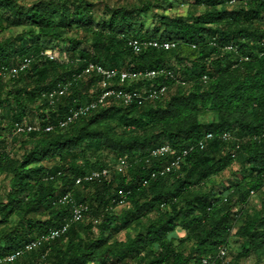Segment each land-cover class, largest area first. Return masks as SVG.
Segmentation results:
<instances>
[{
    "label": "trees",
    "instance_id": "1",
    "mask_svg": "<svg viewBox=\"0 0 264 264\" xmlns=\"http://www.w3.org/2000/svg\"><path fill=\"white\" fill-rule=\"evenodd\" d=\"M212 1L213 9L192 21L160 17L170 36L150 39L179 42L176 49H152L135 55L128 41L149 39L136 34L132 15L126 9L115 10L105 23H96L89 0H43L32 6L19 0H0V33H6L0 39V67L15 68L24 59H32L28 68L14 78L0 79V109L18 112L12 120L6 115L0 121V173L11 174L14 182L6 202L0 203V224L6 226L12 217L18 220L14 226L0 229V257L64 224L72 207L59 200L70 194L75 201L89 206L87 217L100 221L98 235L92 232V223L83 226L86 217L61 238L10 264H202V259L215 255L219 247L228 248V239L238 222L235 234L243 244L240 258L253 254L264 261V200L254 216L245 207L235 213L232 206L235 198L245 206L251 192L264 190V2L247 0L246 5L231 6L228 0ZM227 5L235 9L228 10ZM77 28L91 33L90 43L86 37L66 36ZM213 38L216 46L210 44ZM50 40L69 47L68 61L43 56L50 50ZM230 43L238 45L240 55H249L250 60H240L239 55L225 51ZM192 45L196 49L192 50ZM186 49L198 53V59L182 70L185 81L196 87L195 91L171 97L162 106L178 83L159 79L156 85L169 88L162 100L124 106L109 99L66 129L16 133L13 137L14 126L25 119L26 107L36 101L41 104V126L45 127L57 125L72 108L95 100L101 94L100 79L95 75L75 78L88 65L121 71L166 69L173 71L180 82V73L166 65L163 57ZM123 60H129L130 65L120 69ZM82 79L88 82L83 85ZM65 84H69L68 91L55 105L43 98V94ZM144 86L145 82L139 81L128 88L140 90ZM91 88L96 91L87 96ZM207 111L214 112L217 119L201 121V114ZM117 121L123 133L118 132ZM6 133L15 139L27 137L21 160L14 161L2 150ZM223 133H230L234 140H222ZM207 134H213V140L207 141L203 150L192 151L176 173L143 186L151 172L172 158L146 163L141 157L164 144L176 151L187 149ZM93 151L112 155L116 161H137L117 177V184L110 170V176L102 182L77 186L76 179L109 168L104 159H93ZM234 161L248 168L250 174L229 195L193 193L194 188L225 171ZM46 163L53 165L48 167ZM178 173L183 174L181 178L169 183ZM78 188L86 192L81 194ZM120 191L129 194L118 213L114 201L119 199ZM153 213L155 219L144 225L141 217ZM133 220L135 235L126 233L120 241H111L112 237L105 235L129 227ZM178 227L186 233L180 243L191 244L187 255L176 245L174 233Z\"/></svg>",
    "mask_w": 264,
    "mask_h": 264
},
{
    "label": "rangeland",
    "instance_id": "2",
    "mask_svg": "<svg viewBox=\"0 0 264 264\" xmlns=\"http://www.w3.org/2000/svg\"><path fill=\"white\" fill-rule=\"evenodd\" d=\"M20 3L26 6H32L40 1L43 0H19ZM93 4V11H94V19L96 23H105L109 21L113 12L118 9H126L128 10L135 23V32L141 33V35L147 39L150 38H166L170 36L169 32L166 31L165 27L161 25L160 17L167 16L169 18H178L181 17L186 21H192L197 16L210 11L213 9L212 0H203L204 2L199 3L198 0H89ZM205 1H207L205 3ZM212 1V2H211ZM228 6V5H227ZM228 10L235 9V7L228 6ZM219 9V6H217ZM94 29V27H93ZM15 32H18L15 31ZM129 33V32H128ZM6 34V33H5ZM0 33V39L3 35ZM133 34V33H129ZM67 37H76L81 36L86 37L87 43L91 42V33L85 34L82 29H72L70 32L66 33ZM48 47L52 51L56 57L57 61H68L71 56L69 52V47L65 46L64 44L56 41L50 40L48 43ZM193 50V49H192ZM192 50L186 49L183 52L174 51L169 54H166L163 57L166 65L173 67L180 73L181 80L178 84L172 87L170 94L164 102H162V106H164L165 102L168 101L171 97L182 95L184 93H188L191 91H195L196 87L188 84L182 73V70L185 66H190L196 59H198V53H192ZM129 60L120 61L121 68L125 69L128 65H130ZM83 85L88 82V80H84ZM96 90L90 89L88 91L87 96H91L94 94ZM58 110V109H57ZM56 110V112H57ZM17 111L6 112L5 110L0 109V121H4L5 116L8 115V119L12 120L11 118L13 115H17ZM25 119L22 123H18L20 125H33L39 127L42 124V115H41V104L39 101H36L34 104L28 105L25 109ZM217 115L212 111H207L206 113L201 114V121L208 122L212 120H216ZM120 122H116V128L119 133H123V128L120 125ZM16 125L12 130L13 137L17 136V132L15 131ZM2 132L0 131V134ZM11 133H6L5 135V146L3 151H7L10 157L16 161L21 160L23 155L25 154V149L23 147V143L27 141V137L22 138L18 136L16 139L10 136ZM21 137V138H20ZM1 141V139H0ZM167 141V140H164ZM93 159L102 158L106 161L108 169L111 170L112 178H114L115 183L120 181L117 177L122 176L125 171L124 169L120 168L118 160H114L112 155H108L107 153H100L98 151H93ZM107 156V157H106ZM48 167H52V163H46ZM250 174L248 168H242L240 163L237 161L232 162V164L223 172L218 175L211 177L209 180L201 184L199 187L193 189V193L196 195H210L216 197L218 195L226 196L229 195L234 190V187L244 178ZM181 175L178 173L174 178L170 180L169 183H172L176 180L177 177L181 178ZM118 180V181H117ZM13 176L9 173H0V203L6 202V197L8 192L10 191L13 185ZM81 194L84 191L82 188L77 189ZM264 200V190L259 191L254 196H250L245 206H242L241 203L235 198L233 201V211L236 213L245 207L246 211L254 216L257 215L261 206L262 201ZM123 208L118 207L117 212ZM156 214H149L148 216L141 217V222L144 225L149 224L151 221L155 219ZM18 220L16 217H12L8 224H0V229H4V227H11L17 224ZM92 223V232L95 235H98L99 224L100 221L97 219H92L91 217H87L83 223L84 227L89 226ZM122 222H119L118 225H121ZM136 225V221L133 220L131 225L127 228H119L120 230L117 231H107L106 236H111V241L114 240H124L126 233H130L131 235H135L134 227ZM240 223L235 224V228L232 231V234L229 237L228 243V257L227 263L230 264H264V261H258L257 257L253 254L240 258V253L242 251L243 244L236 236L237 228L239 227ZM73 226V225H72ZM76 227V226H75ZM117 232V233H116ZM174 237L176 239V245L179 247V250L182 251L184 254H188L191 251V244L190 243H180L182 239L186 238V233L178 227L177 232L174 233Z\"/></svg>",
    "mask_w": 264,
    "mask_h": 264
},
{
    "label": "built area",
    "instance_id": "3",
    "mask_svg": "<svg viewBox=\"0 0 264 264\" xmlns=\"http://www.w3.org/2000/svg\"><path fill=\"white\" fill-rule=\"evenodd\" d=\"M264 2V0H262ZM228 4L233 5H246L247 0H228ZM212 46H216V39L213 38L210 43ZM179 42L176 41H160L156 39L149 40H139V39H130L128 41V46L135 55L142 54L148 50H159V51H171L178 47ZM192 49H196V45L191 46ZM224 50L240 56V60L249 61V55H240V50L238 45L235 43L227 44L224 47ZM43 56L49 60H57L56 55L52 51H46L43 53ZM32 63V59L26 58L24 61L15 68L0 67V79L8 80L14 78L19 72L24 71ZM86 75H95L100 79L101 94L96 97L95 100L87 102L81 105H78L72 108L67 116L58 122L57 125L49 124L45 127L41 125L39 127L33 125H17L16 132L20 134L31 133V132H45L51 133L56 129L63 130L68 126L73 124L78 119L88 115L92 111L96 110L100 105H103L107 100H113L124 106L138 105L141 106L147 102L162 100L169 88L166 85L158 84L154 82L159 79H169L172 81H177V76L173 71L160 69V70H145V71H121L119 69H107L98 64L88 65L83 72L75 78H81ZM208 80L207 76L203 77V81ZM143 81L145 86L140 89H129V86H132L133 83ZM151 82V84H149ZM69 84L61 85L56 89H53L45 94L43 98L47 99L50 105H55L61 97H63L68 91ZM213 134H207L205 139L200 141L197 144L191 145L187 149L176 151L170 145L164 144L154 149L150 150L147 155L141 157L140 159L149 163L151 160H160L162 158L171 157L172 160L164 166H161L157 170L150 173L148 179L143 181V186H146L149 181L155 180L157 178L166 177L172 173H176L183 163L184 159L188 155L196 150H203L206 146L207 141L213 140ZM221 139L224 141H232L234 138L230 133H223ZM239 148V145L236 147ZM235 157V154L232 155ZM134 161H129L127 159H119L118 163L120 168L126 170L128 169ZM110 176V170L105 168L103 170L94 171L84 177L76 179L75 185L80 186L83 183L91 182H102ZM129 192L120 191V197L118 200H115L114 203L118 204V207H123L126 203V197ZM255 193L251 192V196H254ZM59 203L62 205L70 204L72 207V212L70 218L56 229H52L49 232L41 235L39 238L26 243L22 248L18 249L14 253L7 255L5 257H0V264H10L17 261L19 258L24 256L26 253L37 250L45 243L54 241L61 238L65 235L72 225L82 222L88 215L90 209L89 206L85 203L77 202L73 199L70 194L62 196L59 200ZM228 248L226 246H221L218 248V251L215 255H211L202 259V264H228Z\"/></svg>",
    "mask_w": 264,
    "mask_h": 264
}]
</instances>
